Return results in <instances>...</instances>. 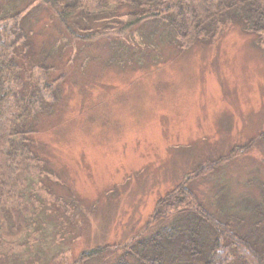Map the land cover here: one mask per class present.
<instances>
[{
  "label": "rangeland",
  "instance_id": "obj_1",
  "mask_svg": "<svg viewBox=\"0 0 264 264\" xmlns=\"http://www.w3.org/2000/svg\"><path fill=\"white\" fill-rule=\"evenodd\" d=\"M55 1L83 5L61 23L44 0H0L33 112L15 199L0 195V264H75L151 237L169 225L147 226L159 201L200 166L187 187L206 211L264 243V139L235 151L264 135L262 37L230 23L185 46L164 19L130 24L135 0Z\"/></svg>",
  "mask_w": 264,
  "mask_h": 264
},
{
  "label": "trees",
  "instance_id": "obj_2",
  "mask_svg": "<svg viewBox=\"0 0 264 264\" xmlns=\"http://www.w3.org/2000/svg\"><path fill=\"white\" fill-rule=\"evenodd\" d=\"M44 1L55 7L61 23L77 15L83 5L77 1L59 9L54 5L55 0ZM135 1V9L128 14L130 24L150 17L164 19L176 32L181 45L190 46L230 23L243 25L261 36L264 42V0ZM13 34L14 31L0 19V195L5 193L15 199L19 176L30 158L28 142L32 139L29 137L32 126L28 120L33 112L30 114L25 106H30L31 100L24 105L19 99ZM261 139L264 135L235 151L245 152ZM235 151L228 158L215 161L211 167L226 163ZM201 171L204 172L202 166L192 178L201 176ZM192 178H186L184 185L159 201L147 224L168 220V227L159 229L151 237L138 239L136 235L124 244L84 251L75 264L89 263L103 254L121 250L123 253L110 264H264V243L258 244L248 234H241L232 221L206 211L187 187V181ZM177 194L182 197L179 201H175ZM176 242L180 246L171 249Z\"/></svg>",
  "mask_w": 264,
  "mask_h": 264
}]
</instances>
